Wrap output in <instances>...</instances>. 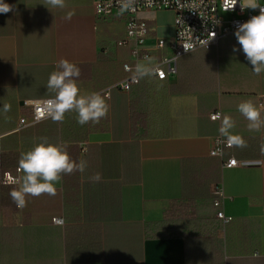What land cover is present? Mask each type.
Masks as SVG:
<instances>
[{"label": "crops", "instance_id": "obj_1", "mask_svg": "<svg viewBox=\"0 0 264 264\" xmlns=\"http://www.w3.org/2000/svg\"><path fill=\"white\" fill-rule=\"evenodd\" d=\"M4 2L12 11L0 13V264H264V128L249 131L237 111L245 100L264 104V73H253L235 32L170 62L166 79L146 77L122 91L112 85L125 77L123 63L144 62L133 60L130 43L116 44L123 17L97 18L93 0H65L63 9L45 0ZM139 16L149 24L145 47L156 65L172 55L173 12ZM158 39L166 45L157 47ZM62 58L81 69V94L105 96L109 111L98 123L82 126L74 112L60 123H30L31 101L54 95L47 81ZM215 112L220 117L211 119ZM223 115L235 120L232 134L246 147L233 145L220 158L210 150ZM21 118L29 123L21 127ZM41 137L67 144L88 166L64 175L55 196H29L19 209L9 195L17 185L1 178L22 175L20 154ZM230 157L250 162L224 167ZM96 173L98 183L89 179ZM218 184L227 223L214 205ZM172 212L190 214L199 227L163 234L156 225Z\"/></svg>", "mask_w": 264, "mask_h": 264}, {"label": "clouds", "instance_id": "obj_2", "mask_svg": "<svg viewBox=\"0 0 264 264\" xmlns=\"http://www.w3.org/2000/svg\"><path fill=\"white\" fill-rule=\"evenodd\" d=\"M131 0H126L124 8L130 6ZM237 4V0H231V8ZM44 5L50 8L66 7L65 0H45ZM241 10L259 9V14L252 16L246 22L239 24L234 35L240 49L252 66L256 75L264 73V6L258 0H240ZM230 9H226L230 10ZM12 11V6L0 0V13ZM74 12L70 11L66 19L71 20ZM235 50V49H234ZM161 74L158 65H154L150 58L144 57V62H138L132 72L131 79L138 82L146 77H154ZM81 75V69L68 59H60L56 63V70L52 71L47 81V89L53 93L52 98L44 104L42 115L50 117L53 122H63L66 113H76L77 123L80 125L89 122L98 123L109 111V105L104 95L99 92L81 94L77 79ZM11 111V105L5 104L3 112ZM237 111L247 120L249 131H260L264 128V104L257 105L251 100H245L238 104ZM236 127L235 120L230 115L221 117L220 133L227 141L238 147H246V142L240 136L233 135L232 129ZM40 142L34 144L26 152L20 154L17 171L22 175L13 179L17 187L13 188L9 195L19 209L27 207V197H39L41 195L55 196L57 184L62 181L64 175H71L77 171L83 173L87 168V161L74 160L68 151L67 144L51 143L46 137L39 138ZM87 151V149H85ZM264 154V143L260 146ZM90 181L100 182V173L91 176Z\"/></svg>", "mask_w": 264, "mask_h": 264}, {"label": "built area", "instance_id": "obj_3", "mask_svg": "<svg viewBox=\"0 0 264 264\" xmlns=\"http://www.w3.org/2000/svg\"><path fill=\"white\" fill-rule=\"evenodd\" d=\"M126 0H93V11L97 18H104L111 15H119L123 17L125 22L124 38L117 41V45L131 44L130 52L133 60L149 57V51L145 47L147 38L149 37V24L146 19L140 18V12L148 11H171L173 12L174 33L168 41L169 47L172 49L170 57H164L156 65L159 66L161 74L155 75L158 80L167 78V70L174 71V67L170 66V62L176 60L194 50L208 49L218 43V41L237 30L239 24L246 22L254 15L259 14V9L241 10L240 0L233 9L231 8V0H131L130 6L124 8ZM261 6H264V0H258ZM226 9H230L225 11ZM223 13L229 14V18H224ZM166 45L165 39H158L156 46L161 48ZM136 65L123 63L125 77L118 83L112 85L122 91H129L132 86L138 82L131 79L132 72ZM167 68V69H166ZM107 96L108 93H105ZM50 99H38L31 101V121L36 123L47 119L46 115H42L45 102ZM211 119H218L220 112H215ZM29 122L24 118L20 119V126H26ZM233 144L227 141V138L219 135L215 138L214 145L210 150V155L223 158L225 149H231ZM250 161H238L234 157H230L224 161V167L236 166L239 163L248 164ZM13 176L9 171L3 172L1 182L3 184H12ZM214 205L219 208L217 216L223 223H227L230 217L224 215L221 208L224 194L219 184L214 188ZM60 218H54L53 223L61 224Z\"/></svg>", "mask_w": 264, "mask_h": 264}, {"label": "trees", "instance_id": "obj_4", "mask_svg": "<svg viewBox=\"0 0 264 264\" xmlns=\"http://www.w3.org/2000/svg\"><path fill=\"white\" fill-rule=\"evenodd\" d=\"M200 221H191L190 214L183 218L182 215H177L175 212L165 215V219L156 225L158 231H163V234L185 235L193 232L199 227Z\"/></svg>", "mask_w": 264, "mask_h": 264}, {"label": "rangeland", "instance_id": "obj_5", "mask_svg": "<svg viewBox=\"0 0 264 264\" xmlns=\"http://www.w3.org/2000/svg\"><path fill=\"white\" fill-rule=\"evenodd\" d=\"M222 15H223L224 18H229V16H230V15L227 14V13H223Z\"/></svg>", "mask_w": 264, "mask_h": 264}]
</instances>
